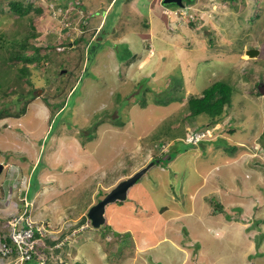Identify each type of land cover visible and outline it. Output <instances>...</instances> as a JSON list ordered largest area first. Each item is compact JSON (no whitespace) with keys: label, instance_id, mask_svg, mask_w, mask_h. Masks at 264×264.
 Instances as JSON below:
<instances>
[{"label":"rangeland","instance_id":"1","mask_svg":"<svg viewBox=\"0 0 264 264\" xmlns=\"http://www.w3.org/2000/svg\"><path fill=\"white\" fill-rule=\"evenodd\" d=\"M8 1L0 0V33L17 38L24 35L18 26L32 24L38 34L31 43L69 44L39 50L49 56L43 66L27 64L31 85L26 76L16 81V65L0 79V107L11 111L17 91L34 86L24 113L0 118V226L24 209V217L43 219L45 239L56 243L44 239L38 251L60 249L52 264H264V0H184L187 9L176 14L170 11L181 7L161 0H111L107 10L109 0H55L44 15L31 10L17 23ZM80 23L97 25L89 42L87 34L75 42ZM251 48L253 57L245 53ZM216 80L232 87V109L206 128L205 117L188 114L187 97ZM189 126L206 131L201 143L226 138L232 155L209 144L200 166L186 156L153 166L129 188L126 200H136L106 205L108 231L79 223L120 179L160 153L186 148L179 139ZM171 169L174 191L164 180ZM205 196L219 198L229 218L212 212Z\"/></svg>","mask_w":264,"mask_h":264},{"label":"trees","instance_id":"2","mask_svg":"<svg viewBox=\"0 0 264 264\" xmlns=\"http://www.w3.org/2000/svg\"><path fill=\"white\" fill-rule=\"evenodd\" d=\"M54 2H55V0H45V4H39V5L34 6L32 4V2H30V1L23 2V0H9L8 4H9L10 12L17 15V17L15 19V23H17V22H19L20 18L25 16L31 10L34 11L35 13L44 15L47 12L46 9L47 8L49 9L50 8L49 6L51 5V3H54ZM190 2H192V1H190ZM45 5H46V7H45ZM1 11H3V10L0 9V12ZM257 12L260 13L259 11H257ZM30 20H31V18H30ZM29 26L30 27L28 29L27 28L26 29L19 28V26H18L15 33H20L23 31L24 35L17 37V38H15V37L9 38L6 36V34L3 31L0 33V79H4L3 76H8V70L12 67V65H16V66H18V72H16L15 76H14L16 81H20L23 79L24 76H26L27 77L26 78L27 83L31 85L32 83L29 81L31 78V76L29 77V74H31L30 73L31 71L29 70L30 67L27 64L36 63L35 65L37 67L43 66L44 61H46L48 59V56H49V53L40 56L38 54L39 50L42 47H46V48L51 47V49H55L57 44H60L63 47L65 45L69 44L68 42H65L63 40L59 41V42L58 41L57 42H48L45 45L39 44V43L38 44L31 43L29 41L30 36L33 37L34 39H36L38 33L34 32L35 27L32 24H30ZM80 26L84 27L83 28L84 31H82V33H81L82 35L78 39H76L75 42L76 41H78V42L82 41L83 34H87V36H88L87 38H88V42H89L91 40V35H92V33L90 31L91 25H88V24L84 25V23H80ZM207 33L212 38L211 29H209ZM38 41H40V40H37V42ZM28 48H32L34 53H32V52L27 53ZM233 50H238V48L234 47ZM36 66H34V67H36ZM75 80H78V78H76ZM1 85L2 84L0 82V87H1ZM253 86H250L249 90L247 89L248 92H250V93L253 92ZM254 88H255V86H254ZM231 90H232V87L230 85H228L224 80H216L209 87L203 89L200 95L189 94L190 96L187 97V108L189 110L188 114L191 115L193 118H195L198 115H202L203 117H205V121H207V123H208L206 126H208L210 128H214L215 125L217 124L216 122H218V120H220L222 118V116L224 114H226V111L227 110L229 111V109H232V103H231L232 92H231ZM33 91H34V86H31L27 91L25 90L24 92L18 90L17 91V98L12 100V102L16 105L15 111H11V109H8L7 107L1 106L2 108L0 107V118L11 117V116L12 117H18V115L20 113H24L25 109H26L25 107L27 104V100H32L34 97V94L32 93ZM74 91L75 90L73 89L71 91L70 95H72ZM13 92L16 93V89H14ZM258 94H259V92H258ZM57 95H61V92L60 91L57 92ZM66 98H68V97H65V99ZM44 99H45V101H47L46 97ZM65 99L62 102V106L65 104ZM75 100L77 102V98H75ZM22 101H24V102L20 106L21 111L19 112V111H17V109H18L17 105H19L20 102H22ZM168 101L169 102L172 101V98H169ZM47 102H49V101H47ZM3 106H4V103H3ZM226 108H228V109H226ZM107 113H109V112H105L104 115H106ZM96 120H94V121H96ZM112 121L115 122V119H112ZM220 122H221V120H220ZM97 123L98 122L93 123V125L91 126V129H89V130H92V133H88L89 134L88 137L94 136V130L97 126ZM120 123L121 124L118 123L119 124L118 126L123 124L121 120H120ZM165 128H169V126L165 125ZM196 130H197L196 128L192 129L190 127L188 131H196ZM228 132L232 133L233 128L231 127L230 129H228ZM181 135L185 136V131H183L181 133ZM220 138H222V137H215L212 140H205L202 143H201L202 139L198 140L197 144H198L199 148L201 149V153H202L201 158L199 156L198 157L195 156V149L194 148H197V147L195 146L194 142H191V141L187 142V143L184 142L183 144L186 146V148L181 149L178 147L177 151L179 153H181V156H186V160H188V161H190V158L196 157V162L200 166L201 164L208 162V159L202 158V157L210 154V151L207 148L209 144H211L212 146L215 145L214 148L216 150L217 149L219 150L220 155H223V154H227V156L232 155V151L234 150V145H231V143L226 138H222V139H225V141H226L223 143L224 146H222ZM86 139L88 140L89 138H86ZM190 148H191V151H190ZM214 150H213L212 154L215 153L216 150L215 151ZM188 152H190V153L188 155H186ZM188 172L189 171H187V172L185 171L183 173H188ZM176 174H174V171H170V174L167 175L166 178H164V180H166L168 182V185L170 186V188H173V186H174V184L170 183V182H173L172 179H174V176L172 177V175H176ZM239 182H240V180H239ZM29 195H30V192L28 190V197H29ZM177 195H178L176 197L177 200H179L181 203L186 202V199L183 200L184 195H185L184 193L181 195V197H180L179 193ZM133 199L136 200L137 195L135 197H131L130 199H128L126 201H118L117 200L115 203L121 205V204H125L126 202L133 200ZM207 200L210 202V204H212V206H214V209L212 208V210H211L212 212L225 213L224 206L222 205V202L219 201V199L217 200L213 196H208ZM133 202H135V201H133ZM166 208H167L166 206H160L161 211L165 210ZM233 209H235V208L233 207ZM165 212H167V211H165ZM225 216L229 218V214L225 213ZM83 220H85V217H82L80 223ZM102 227H103V229H100V230L103 233L108 231L105 229L110 228L107 222H105L102 225ZM158 229H159L158 232H162L163 227L161 226ZM6 241H8L7 238H6ZM45 241L48 244V246H53L56 243L55 239H45ZM196 245H198V243H196ZM59 250L60 249L53 248V250L49 251L48 247L45 246L41 250L43 252V259H45V264H52L53 260L51 261L50 256L52 257V254H57L59 252ZM15 256L16 255L14 253H12V254L10 253L9 255L4 256L0 260L1 261L0 264H9V262H6V261H8V259L14 258ZM38 261H39V259L32 256L30 259L25 260L22 264H38Z\"/></svg>","mask_w":264,"mask_h":264},{"label":"built area","instance_id":"3","mask_svg":"<svg viewBox=\"0 0 264 264\" xmlns=\"http://www.w3.org/2000/svg\"><path fill=\"white\" fill-rule=\"evenodd\" d=\"M8 193L6 199L12 196ZM22 199L23 206H27L28 203L25 201L24 196ZM24 211L21 214H12L7 221L6 233L0 234V260L10 253L16 255L6 261L9 264H22V262L31 258L33 254L38 255L39 244H43L42 239L47 233L43 223L24 217ZM6 238L8 241H6Z\"/></svg>","mask_w":264,"mask_h":264},{"label":"water","instance_id":"4","mask_svg":"<svg viewBox=\"0 0 264 264\" xmlns=\"http://www.w3.org/2000/svg\"><path fill=\"white\" fill-rule=\"evenodd\" d=\"M163 4H175L183 6V0H161ZM245 53L249 56H254L257 53L255 48L247 49ZM165 159V161H167ZM159 161V160H157ZM154 163L149 161L145 166L137 169L131 175L118 181L112 188H110L100 199L89 206L87 209L86 217L94 228L100 227L105 222V209L106 205L115 201H123L127 197L129 188L139 179L144 172ZM2 163H0V172L2 171Z\"/></svg>","mask_w":264,"mask_h":264},{"label":"clouds","instance_id":"5","mask_svg":"<svg viewBox=\"0 0 264 264\" xmlns=\"http://www.w3.org/2000/svg\"><path fill=\"white\" fill-rule=\"evenodd\" d=\"M162 2V1H161ZM112 5V2H111V4L109 5V6H107L106 5V10L108 9V8H110V6ZM166 5H171V4H166ZM177 6V5H176ZM187 6L188 5H185L184 4V0H183V6H179V7H181V8H178V7H176V8H173L174 10H172V11H170L171 13H175L176 14V12H178L179 10H182V9H184V8H186L187 9ZM105 11V10H104ZM89 15V14H88ZM88 15H86V17H87V19H89L90 18V16H88ZM86 19V20H87ZM95 27H97V25H95V26H93V25H91V27H90V30L92 29V28H94L95 29ZM247 50V49H246ZM245 50V51H246ZM250 57H253V56H250ZM84 70H86V67H84L83 68ZM83 69H80L81 71L83 70ZM76 78H78V80H79V78H80V76H77ZM78 80H75V82L77 83V81ZM74 82V84H73V86H72V88L70 89L71 91L74 89V86H75V83ZM71 91H70V93H71ZM70 93L69 94H67L66 93V95H70ZM250 93V92H249ZM260 93V92H259ZM86 98V97H85ZM202 116V115H201ZM202 118H204L203 116H202ZM205 119V118H204ZM216 126V125H215ZM206 128H207V126H205ZM204 127V128H205ZM234 129V128H233ZM234 132V131H233ZM232 132V133H233ZM206 133V131L204 130V129H201V130H196V131H185V136H183V135H181V137H180V142L182 141L183 143L185 142V143H187V142H194V144H195V146L196 147H198V144H197V142H198V140L199 139H203V136H204V134ZM208 139V138H207ZM176 146V145H175ZM178 147L176 146L175 147V151L174 152H169V153H167L166 155H164V153L163 154H159V156H157V157H155V158H152V159H150L149 161H154V163L144 172V174L147 172V171H149L151 168H153V166L154 167H158V166H162V164H165V163H167L168 164V162L170 161V160H172V159H174V160H176V159H178V158H180L181 157V153H179L177 150ZM191 149V148H190ZM188 150V149H187ZM163 155H164V157H163ZM169 157V159L167 160V161H165V159H167ZM197 157V156H196ZM196 157H195V160H196ZM157 160H159V161H157ZM186 160V159H185ZM148 161V162H149ZM187 162H189L190 163V161H188V160H186ZM148 162H146L145 164H144V166L148 163ZM1 163V162H0ZM206 163V162H205ZM2 165H3V163H2ZM156 165H158V166H156ZM165 166H166V164H165ZM197 166H199L198 164H197ZM196 166V167H197ZM143 167V166H142ZM141 168V167H140ZM159 168V167H158ZM166 168V167H165ZM2 169H3V167H2ZM21 170V169H20ZM172 170V169H171ZM136 171V170H135ZM173 171V170H172ZM182 172H185V170L184 171H182ZM133 173V172H132ZM131 173V174H132ZM18 174H20V172L18 173ZM131 174H129V175H131ZM143 174V175H144ZM188 174V173H187ZM129 175H127V176H129ZM143 175L139 178V179H143ZM167 175H169V173L167 174ZM127 176H125L124 178H126ZM123 179V178H122ZM139 179H137V181L139 180ZM121 180V179H120ZM119 180V181H120ZM172 184H175V181H173V182H171ZM135 184V183H134ZM181 189H185V184L181 181ZM173 191H174V186H173V188H171ZM108 191V190H107ZM106 191V192H107ZM105 192V193H106ZM104 193V194H105ZM103 194V195H104ZM128 194H129V190H128V192H127V197H128ZM183 194V193H182ZM181 194V195H182ZM102 195V196H103ZM126 197V198H127ZM206 197L208 198V196H205V199H206ZM100 199V198H99ZM219 199V198H218ZM126 200V199H125ZM125 200H123V201H125ZM116 202V201H115ZM115 202H113V203H111V204H114ZM209 202V201H208ZM210 203V202H209ZM110 204V203H109ZM222 205L224 206V203L222 202ZM27 206H28V204H27ZM0 208H1V206H0ZM89 208V207H88ZM213 209H214V206H213ZM167 209H165L164 211H166ZM211 210H212V208H211ZM224 210H225V208H224ZM25 211H26V209H25ZM25 211H24V213H25ZM105 212H106V209H105ZM105 212H104V215H105ZM86 213H87V211H86ZM86 213H85V215H83V217H85V221L87 220V222L89 223V226L91 225L90 224V222H89V220L87 219V217H86ZM15 214H21V213H15ZM12 215V214H11ZM10 215V216H11ZM212 215H214V214H212ZM107 220V217H106V215H105V222H107L106 221ZM8 221V220H7ZM7 221L5 222V223H3V225H1L0 226V234L1 233H6V229H7ZM35 221V220H34ZM36 222H38V223H43L45 226H48V224H46L43 220L42 221H36ZM104 222V223H105ZM80 223V222H79ZM103 223V224H104ZM102 224V225H103ZM101 225V226H102ZM91 227V226H90ZM94 228V227H93ZM99 228V227H98ZM98 228H95V229H98ZM48 232V231H47ZM136 233V232H135ZM37 235V234H36ZM46 236H47V233H46ZM45 236V237H46ZM45 237H44V239H45ZM44 239H42V240H44ZM44 243V242H43ZM44 246V245H43ZM42 246V248H44ZM39 248V247H38ZM41 248V249H42ZM48 248H51V250H53V248L52 247H48ZM41 249H40V251H41ZM42 252V251H41ZM40 252L38 251V258L37 259H43V254L41 253V255L39 254ZM58 254V253H57ZM56 254V255H57ZM33 256L36 258V255L35 254H33ZM30 259V258H29ZM43 261L45 262V259H43ZM23 263V262H22Z\"/></svg>","mask_w":264,"mask_h":264},{"label":"crops","instance_id":"6","mask_svg":"<svg viewBox=\"0 0 264 264\" xmlns=\"http://www.w3.org/2000/svg\"><path fill=\"white\" fill-rule=\"evenodd\" d=\"M110 4H111V0H109V2L107 3V6H109ZM1 163H2V162H1ZM20 167H21V169H22V170L20 171V173L24 175V165L21 164ZM42 220H43V219H42ZM43 221H44V220H43Z\"/></svg>","mask_w":264,"mask_h":264}]
</instances>
